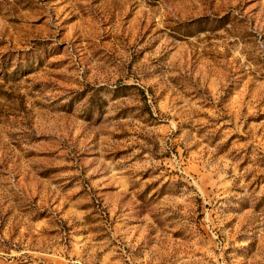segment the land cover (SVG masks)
I'll list each match as a JSON object with an SVG mask.
<instances>
[{
  "label": "rangeland",
  "instance_id": "1",
  "mask_svg": "<svg viewBox=\"0 0 264 264\" xmlns=\"http://www.w3.org/2000/svg\"><path fill=\"white\" fill-rule=\"evenodd\" d=\"M0 264H264V0H0Z\"/></svg>",
  "mask_w": 264,
  "mask_h": 264
}]
</instances>
